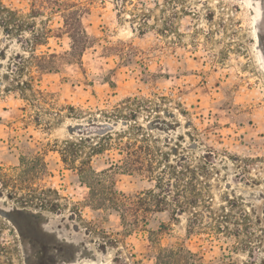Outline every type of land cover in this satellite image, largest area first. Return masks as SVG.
Returning a JSON list of instances; mask_svg holds the SVG:
<instances>
[{
	"label": "rangeland",
	"instance_id": "1",
	"mask_svg": "<svg viewBox=\"0 0 264 264\" xmlns=\"http://www.w3.org/2000/svg\"><path fill=\"white\" fill-rule=\"evenodd\" d=\"M53 1L81 6L90 45L39 71L32 55L70 51ZM106 135L146 141L151 180L92 152ZM81 139L106 187L164 195L162 175L167 209L132 227L108 196L91 203L55 152ZM40 149L54 192L42 209L0 190V264H154L179 247L202 264H264V0H0V167ZM178 190L196 204L174 218Z\"/></svg>",
	"mask_w": 264,
	"mask_h": 264
},
{
	"label": "trees",
	"instance_id": "2",
	"mask_svg": "<svg viewBox=\"0 0 264 264\" xmlns=\"http://www.w3.org/2000/svg\"><path fill=\"white\" fill-rule=\"evenodd\" d=\"M52 5L50 10L61 14L63 27L60 30L71 40V46L70 51L63 55L55 53L32 55L30 57L31 66L39 71L51 72L56 70L57 64L64 60L68 61V63L79 64L81 54L90 45V39L81 24V15L83 13L81 6L71 1H53ZM100 141L101 144L96 143L92 146V152H101L105 149V146L108 149L116 150L124 154L121 160L123 171L151 180L154 174L153 168L156 158L154 156L155 152H153L146 141L141 143L127 141L124 143L120 139L117 142H113L110 135L101 137ZM85 142L86 140L82 142V139L81 143L65 142L55 152L58 153L63 165L69 170L76 172L80 181L89 189V201L91 203L96 202L98 198L108 196L107 201L112 205V209L119 214L121 222L126 224L128 217L136 219L133 223L128 224V226L132 227H139L141 224L145 225L149 215L167 209L164 195L169 193L164 191L167 184L166 186L165 184L163 185L162 175L156 176V185L157 189L164 192V195L155 194L151 190L126 195L118 192L111 181L110 185L106 187L103 183L107 181L103 177L108 179L107 172L96 173L90 165L89 158L79 161L80 150ZM104 143H107V145H104ZM55 147H58L57 143ZM43 150L40 149L37 152L20 155L18 165L15 167H0V190L8 191L9 198L14 199L20 206L37 205L44 209L47 207V203H45L43 197L48 193L54 192L45 190L40 183L43 177L47 175ZM178 192V197L173 199L177 206V208L172 209L174 218L177 213H184L185 205L195 206L196 204V197L193 195H186L185 200L180 201L179 196L181 193H187L185 190H178ZM50 205L53 206L54 204L50 203ZM154 259V264H202L201 258L197 254L183 247L160 248Z\"/></svg>",
	"mask_w": 264,
	"mask_h": 264
}]
</instances>
